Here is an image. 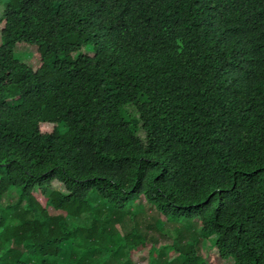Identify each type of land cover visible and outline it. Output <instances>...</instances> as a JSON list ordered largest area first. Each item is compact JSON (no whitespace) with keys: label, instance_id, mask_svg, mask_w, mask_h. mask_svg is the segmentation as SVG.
I'll return each instance as SVG.
<instances>
[{"label":"trees","instance_id":"obj_1","mask_svg":"<svg viewBox=\"0 0 264 264\" xmlns=\"http://www.w3.org/2000/svg\"><path fill=\"white\" fill-rule=\"evenodd\" d=\"M54 181L67 194L43 206L34 192ZM11 191L0 264H104L121 245L152 264L145 236L115 228L142 200L199 222L183 264H206L198 238L222 261L264 264V0H11L0 202Z\"/></svg>","mask_w":264,"mask_h":264},{"label":"rangeland","instance_id":"obj_2","mask_svg":"<svg viewBox=\"0 0 264 264\" xmlns=\"http://www.w3.org/2000/svg\"><path fill=\"white\" fill-rule=\"evenodd\" d=\"M10 1L0 0V19H2L6 6ZM17 58L30 66H36L40 62V58L36 57L31 50H18ZM15 92L16 88H11V93L14 94ZM21 103V98L15 97V95L7 101V104L11 108L18 107ZM128 110L132 111L131 108H128ZM138 136L142 140L145 137L143 132H139ZM53 191L67 194L64 184L54 181L47 196L41 194L38 190L34 192V195L43 206H46L49 196ZM17 201V193L11 191L0 202V209H4L8 205H15ZM138 205L139 207L135 208L136 220L134 222L129 217H124L115 226L120 237L123 239L132 230L137 229L141 235L138 234V237H146V241L143 240L144 238L141 239L143 245L146 247L152 245L154 247L151 249L153 256H155L152 264H183L185 255H181L178 249L183 248L185 251L187 248L185 245L188 244V241H191L195 236H199V222L194 220L190 226L183 221L169 223L166 222L164 216L159 214L153 206L147 204L144 200L138 202ZM108 210L107 208L106 211ZM179 238H181L182 243L177 242ZM195 243L194 247L197 254L201 258L206 257V264H233L231 259L222 261L217 257L210 240L198 238V241ZM117 251L118 255H103V258L105 257L104 264H125L127 262L126 259L129 261V264H149V257L141 254L135 248L127 250L126 247L121 245Z\"/></svg>","mask_w":264,"mask_h":264}]
</instances>
